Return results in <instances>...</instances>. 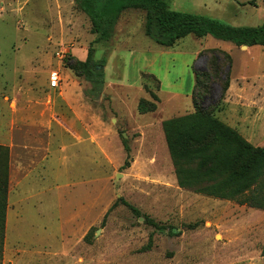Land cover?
<instances>
[{"label":"rangeland","instance_id":"374dc122","mask_svg":"<svg viewBox=\"0 0 264 264\" xmlns=\"http://www.w3.org/2000/svg\"><path fill=\"white\" fill-rule=\"evenodd\" d=\"M166 1L234 27L264 24V0ZM144 15L124 11L112 39L96 43L75 0H0L8 166L0 264H264V209L179 187L164 133L139 129L194 111L195 71L215 49L231 56L237 89H257L243 94L255 98L258 119L244 136L264 147V46L194 35L161 46L145 34ZM90 47L101 84L69 68ZM212 88L204 106L218 102L216 115L233 124L239 109L226 103L229 89L221 100V86ZM141 102L155 109L141 113ZM13 109L19 120H9Z\"/></svg>","mask_w":264,"mask_h":264},{"label":"trees","instance_id":"16d2710c","mask_svg":"<svg viewBox=\"0 0 264 264\" xmlns=\"http://www.w3.org/2000/svg\"><path fill=\"white\" fill-rule=\"evenodd\" d=\"M75 2L89 18L91 31L96 35L95 42L110 40L123 12L137 9L145 13V34L161 46L172 47L188 35L197 38L212 36L238 47L264 46V24L234 27L218 19L173 10L166 0ZM93 54L94 48L90 47L86 60H72L69 68L78 76H84L86 81L101 84L102 72L97 70L100 62L94 61ZM202 55L206 56L207 64L203 72L195 71L192 93L194 111L163 122L177 183L179 187L197 193L264 209V147L254 146L236 129L222 121L215 113L218 102L204 106V99L212 93L215 83L221 86V100L224 99L230 87L231 56L215 49L210 55ZM143 76L158 81L151 74ZM144 103L139 104L141 113L155 109L146 108ZM126 149L129 150L128 146ZM1 153L5 161L4 164L0 162V260L8 201L7 152L0 146Z\"/></svg>","mask_w":264,"mask_h":264},{"label":"crops","instance_id":"0c3cea01","mask_svg":"<svg viewBox=\"0 0 264 264\" xmlns=\"http://www.w3.org/2000/svg\"><path fill=\"white\" fill-rule=\"evenodd\" d=\"M124 13V12H123ZM117 25H118V23H117ZM116 25V26H117ZM115 29H116V27H115ZM114 33H115V31H114ZM112 39V38H111ZM110 39V40H111ZM109 40V41H110ZM96 43H100V42H96ZM247 49V48H246ZM238 83V82H237ZM59 84H60V82L58 81V84H57V86H55V87H51L50 86V84H49V86H50V88H52V89H56V88H58L59 87ZM239 84V83H238ZM237 84V86H239ZM237 86L234 84V81L232 80L231 82H230V88H229V95H228V97H227V99H226V103L230 106V108H231V106H236L237 107V109H239V112L236 114V116H235V119L233 120L234 121V123L232 124V123H229V122H227V121H225V120H222V121H224L226 124H228L229 126H231L232 128H234V129H236L241 135H243V137H245L244 136V132H245V129H246V127H248V129H249V131L250 132H257V129H258V119L256 118V116H254V117H252V111L253 112H255L256 113V111H255V106H257V103H256V100H255V98H253L252 97V95L254 94V95H256L255 93H257V89H252L251 87H249V88H246V87H243V89L242 88H238L237 89ZM161 87V86H160ZM248 89V90H247ZM160 90V89H159ZM243 90H244V92H243ZM246 90L248 91V92H251L252 93V95H250V97H246V99H244L245 97L243 96V94L246 92ZM241 92H242V94H241ZM232 93H237V96L236 95H233ZM253 95V96H254ZM15 103V102H14ZM236 103V104H235ZM190 107H193V102H192V105L190 106ZM232 109V108H231ZM242 110H245V114L242 112ZM248 111H249V113H248ZM8 115V114H7ZM1 116V115H0ZM8 117H9V120H19V118H18V116H17V114H15L14 113V109L10 112V114L8 115ZM179 117V116H178ZM174 118H176V117H174ZM31 120H36V117H34V118H32ZM244 120H249V123H248V125H246V122H244ZM252 120V121H251ZM147 122V121H146ZM149 123H147L146 124V126L144 125L143 127L142 126H140L139 125V129H140V132L144 135V133H143V131L146 129V130H148V128H150V129H152L153 128V126L154 125H156V127H158L159 126V128H160V130H161V135L163 136V134L162 133H164V130H163V122L164 121H161L160 123H158V124H153V123H151L152 122V120H149L148 121ZM151 123V124H150ZM147 127V128H146ZM163 131V132H162ZM143 135L141 136V139H142V137H143ZM164 135H165V133H164ZM165 137V136H164ZM163 137V146H164V142L166 141V138H164ZM13 138V137H12ZM246 138V137H245ZM247 139V138H246ZM249 140V139H248ZM166 144H167V141H166ZM167 147H168V145H167ZM164 149H165V146H164ZM165 151H166V153H167V150L165 149ZM168 151H169V148H168ZM170 153V152H169ZM148 154L149 153H146V156H148ZM169 157V156H168ZM170 157H171V155H170ZM173 163V162H172ZM177 179V178H176Z\"/></svg>","mask_w":264,"mask_h":264},{"label":"built area","instance_id":"2783aa9c","mask_svg":"<svg viewBox=\"0 0 264 264\" xmlns=\"http://www.w3.org/2000/svg\"><path fill=\"white\" fill-rule=\"evenodd\" d=\"M58 77L55 75V76H53L52 77V79H51V81H50V86L51 87H55V86H57V84H58Z\"/></svg>","mask_w":264,"mask_h":264},{"label":"water","instance_id":"95a60500","mask_svg":"<svg viewBox=\"0 0 264 264\" xmlns=\"http://www.w3.org/2000/svg\"><path fill=\"white\" fill-rule=\"evenodd\" d=\"M246 47H247V46L244 45L243 48L245 49ZM101 69H102V67H100V66L97 67V70H98V71L101 70Z\"/></svg>","mask_w":264,"mask_h":264}]
</instances>
